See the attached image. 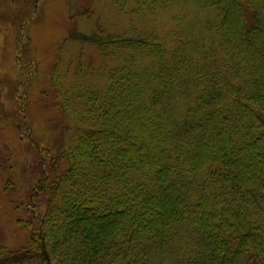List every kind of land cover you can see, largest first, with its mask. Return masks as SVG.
<instances>
[{
    "label": "trees",
    "instance_id": "16d2710c",
    "mask_svg": "<svg viewBox=\"0 0 264 264\" xmlns=\"http://www.w3.org/2000/svg\"><path fill=\"white\" fill-rule=\"evenodd\" d=\"M87 1L58 17L46 146L36 72L12 86L31 188L0 264H264V0Z\"/></svg>",
    "mask_w": 264,
    "mask_h": 264
},
{
    "label": "rangeland",
    "instance_id": "374dc122",
    "mask_svg": "<svg viewBox=\"0 0 264 264\" xmlns=\"http://www.w3.org/2000/svg\"><path fill=\"white\" fill-rule=\"evenodd\" d=\"M12 1L0 0V103L3 104V107L0 108V112H2L0 123H3L0 124V136H3L0 138V228L2 231L0 246L16 249L25 246L27 241L25 235L18 228L20 225L18 220H25L28 217L24 210L27 206L26 200L29 198L31 185L29 189H26L27 186L22 183L25 178L23 169L29 161L28 156L23 152L14 155L10 150L11 148L15 149L18 145L26 147V135L21 134V130L14 127L20 125L19 118L23 116V113L19 114V118L14 115V109H17L18 104L15 103L17 100L13 101L12 86L15 82L20 81L22 72L27 71L25 78L36 72L33 81L36 80L37 84H33L30 93L22 87L19 88V91L22 90L27 95L26 104L28 111L32 114L31 127L34 136L41 145L46 146L49 134L47 135L46 130L48 129V118L45 117L44 112L50 109L48 107L49 100H44V91L48 86L46 72L52 67V58L54 57L53 52L50 55V51L55 48V40L59 32L64 31L67 25L64 21L60 22L58 17H65L70 0H40L39 2L37 0V7H34V0ZM77 1L80 5L84 4L83 6L90 4L87 0ZM34 8H37L36 18L31 24H25L24 21L31 15ZM25 11L29 14L23 20L21 17L25 15ZM20 35L31 40L32 56L26 61L32 62L33 66H28L24 70L16 64L15 57V48L22 43L21 39L19 41ZM14 94L16 99V93ZM23 139L24 141L21 142L20 140ZM35 180L37 179L30 180V184H34ZM18 194H21L26 201V205L19 207L20 210L14 203Z\"/></svg>",
    "mask_w": 264,
    "mask_h": 264
}]
</instances>
